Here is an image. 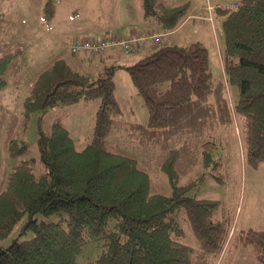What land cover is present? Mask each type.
I'll return each instance as SVG.
<instances>
[{
    "label": "trees",
    "instance_id": "16d2710c",
    "mask_svg": "<svg viewBox=\"0 0 264 264\" xmlns=\"http://www.w3.org/2000/svg\"><path fill=\"white\" fill-rule=\"evenodd\" d=\"M140 4L145 18L166 34L180 25L189 7L171 0H140ZM215 11L225 38L222 85H213L209 50L200 40L155 42L135 62L123 65L147 109L146 123L117 120L121 113L115 93L117 65H106L91 77L60 57L37 75L25 99L26 117L34 111L44 113L98 99L94 132L78 149L61 120L48 133L40 125L38 144L46 173L36 177L31 160H20L0 191V240L24 216L21 231L31 230L34 235L0 246V264H77L84 246L100 239L103 249L95 264H212L227 234L237 244L253 248L264 263V231L248 228L225 233L212 218L218 200L187 193L203 176L187 184L178 179L176 163L197 138L191 133L196 125L205 126V137H211L213 126L239 127L241 121L247 162L264 164V0H243L233 12ZM22 51L18 47L0 56V84ZM165 83L169 86L160 90ZM232 86L239 92L236 100L224 92L225 88L231 92ZM118 128L138 144L166 154L160 168L172 186L170 195L151 192L150 174L136 158L109 149L108 138ZM215 140L200 145L203 164L217 168ZM10 148L15 156L27 151V145L16 139ZM182 208L198 239L197 247L175 238L183 228L173 212ZM37 213L61 218L39 221Z\"/></svg>",
    "mask_w": 264,
    "mask_h": 264
},
{
    "label": "rangeland",
    "instance_id": "374dc122",
    "mask_svg": "<svg viewBox=\"0 0 264 264\" xmlns=\"http://www.w3.org/2000/svg\"><path fill=\"white\" fill-rule=\"evenodd\" d=\"M187 1L178 0V3ZM191 2L192 6L187 8L184 18L198 4L199 8L205 5L199 11L205 12V20L197 19L196 25L200 26H195V30L192 28L195 24L192 20L191 24L173 35V40L161 39L160 42L185 44L188 35L192 39L193 34L200 33L202 37H197V40L203 42L209 50L213 85H222L225 78L222 67L225 47L222 20H219L217 11H214L213 19L211 18L208 0ZM140 13V0H0V56L18 47L23 49L5 72V82L0 84V191L5 188L10 173L20 160H31L36 177L46 173L40 160V125L48 133L52 124L61 120L68 127L78 149L84 148L93 136L98 99H83L76 104L57 106L44 113L34 111L29 117L25 115V99L30 94L37 75L56 58L68 59L76 64L78 70L91 77H97L106 65H117L115 93L121 109L117 120L132 118L147 122V109L136 94V87L123 65L135 62L148 50L125 53L119 47L116 51H107L106 53H110L102 61L100 56L88 58L84 52L76 56L69 48L77 37L116 31L125 34L129 26H136L135 22L140 23ZM81 55L84 57V64L77 63L78 56ZM168 86L165 83L159 87L163 91ZM224 92L232 100H236L239 93L234 86L231 87V92L228 88ZM236 125L217 124L209 129L211 137H205V126H192L191 133L197 138L190 142V148L179 155L176 163L179 183L187 184L203 176V179L190 186L187 193L218 200L212 218L221 223L225 233L248 228L264 231V164L254 166L247 162V145L239 130L243 125L241 121L239 127ZM214 138L217 147H212L213 153L220 163L217 168L203 164L200 145L202 141ZM13 139L19 144L27 145L25 154H12L10 147ZM107 146L138 160L140 166L150 174L151 192L167 195L172 193L167 173L160 168L166 154L159 148L138 144L120 128L110 134ZM173 215L183 228L182 233L175 235V238L197 247L198 239L187 219L186 210L177 209ZM36 218L39 221L55 222L61 217L57 214L37 213ZM25 220L26 216L18 221L13 231L0 240V246H7L14 239L33 237V231H21ZM102 249L103 239L89 242L78 254L77 264H95ZM220 251L218 256L211 259L212 264H264L253 248L237 244L234 238L231 240V234H227L226 243Z\"/></svg>",
    "mask_w": 264,
    "mask_h": 264
},
{
    "label": "built area",
    "instance_id": "2783aa9c",
    "mask_svg": "<svg viewBox=\"0 0 264 264\" xmlns=\"http://www.w3.org/2000/svg\"><path fill=\"white\" fill-rule=\"evenodd\" d=\"M208 9L211 12V18L213 19L214 11L222 9L227 12H233L240 8L243 0H215L210 2ZM163 34L159 32H146L137 33L131 32L129 35H121L120 33H114L106 35L99 39H93L90 37H78L71 45V51L74 54L85 52L90 55H97L103 53L109 48L121 47L125 53H130L136 46L142 45L145 41L159 42L162 39Z\"/></svg>",
    "mask_w": 264,
    "mask_h": 264
},
{
    "label": "crops",
    "instance_id": "0c3cea01",
    "mask_svg": "<svg viewBox=\"0 0 264 264\" xmlns=\"http://www.w3.org/2000/svg\"><path fill=\"white\" fill-rule=\"evenodd\" d=\"M171 1H175V2H178V0H171ZM186 3H188V5L189 6H192V2H191V0H188ZM204 7H205V5H203V7L202 8H199V5L197 4V5H194V7L192 8V10L190 11V13L182 20V22L180 23V25L178 26V27H176L175 29H173L172 31H169L167 34L166 33H161L160 32V30H158V25H156V23L154 22V21H152V20H147L146 18H145V16L142 14V13H140V23L139 22H135V25L136 26H129L128 28H127V30H125V31H127V33H125V34H121L120 32H110V33H104V34H95V35H86V36H82V37H90V38H93V39H99V38H101V37H104V36H106V35H110L111 33L112 34H114V33H120L121 35H125V36H127V35H129L131 32H137V33H146V32H159V33H161V34H163V39H164V41H166L168 38H170L171 40H173L172 39V37H173V35H175V34H177L180 30H181V28H184L185 26H187V25H189V24H191L190 22H192V20H193V22L195 23L194 25H192V28L195 30L196 29V27L195 26H200V24H198V25H196V20L198 19V20H201V21H203V20H205V16H204V13L205 12H199L200 10H202V9H204ZM130 25H132V24H130ZM138 27V28H137ZM133 28V29H132ZM139 28H140V30L141 31H139ZM159 28H161V27H159ZM196 33V32H195ZM200 33H196V34H193V37L194 38H192V39H190L189 37V35L187 36V42H189V41H195V39L197 40V37H200L201 36V34L199 35ZM202 37V36H201ZM78 38V37H77ZM76 39V38H75ZM73 43V42H72ZM71 43V44H72ZM154 43L152 42V41H145L142 45H140V46H136L135 48H134V50L132 51V52H139V51H144V50H150V48L152 47V45H153ZM69 48H70V46H69ZM119 47H117V48H113V49H108V50H106V51H104L102 54H100V55H97V56H100V58H101V60L103 61L104 60V57L107 55V54H109L112 50H115L116 51V49H118ZM107 51H110V52H108V53H106ZM79 54V53H78ZM77 54V55H78ZM85 54H87V53H85ZM74 55H76V54H74ZM76 55V56H77ZM88 55V54H87ZM95 57V56H94ZM88 58H92V57H90L89 55H88ZM92 61H93V59H92ZM77 63H81V64H84V57L81 55V56H78V60H77ZM73 65H76V64H74V63H72Z\"/></svg>",
    "mask_w": 264,
    "mask_h": 264
}]
</instances>
